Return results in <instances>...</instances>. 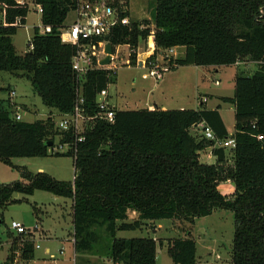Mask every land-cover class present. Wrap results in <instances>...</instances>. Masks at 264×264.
I'll list each match as a JSON object with an SVG mask.
<instances>
[{"label":"trees","instance_id":"16d2710c","mask_svg":"<svg viewBox=\"0 0 264 264\" xmlns=\"http://www.w3.org/2000/svg\"><path fill=\"white\" fill-rule=\"evenodd\" d=\"M111 1L121 17H128L129 0ZM33 4L42 10L41 26H50L51 32L41 35L34 27L28 51L18 55L11 37L25 24L28 6L0 0V72H24L42 104L58 115L72 113L81 86L84 115L90 120L78 143L73 132L57 130L51 116L31 123L15 121L0 103L1 162L44 158L51 149L50 155L73 159L75 177L63 182L44 173L22 172L24 181L0 186V211L21 201L14 195L52 193L72 203L74 264H92L78 258L83 255L100 256L105 259L102 264H155V240L117 238V232L163 219L192 225L213 210H226L234 218L230 264H264V0H155L152 28L148 21L129 20L104 38L114 48L128 45L133 65L139 44L149 35L155 45L150 60L166 49H184L172 69L255 63L251 75L235 76L233 96L221 98L234 109V147L229 150L215 147L230 137L218 110H208L202 103L197 110L115 108L112 123L95 118L96 96L107 89L115 72L92 69L79 79L72 70L76 47L62 43L59 31L66 27L67 14L76 9V0ZM101 40L91 43L94 66ZM200 124L211 129L215 140L190 134V128ZM55 141L58 146L68 144V151L53 152ZM207 148L214 164L200 161L199 152ZM226 181L233 190L230 196L218 187ZM129 212L137 215L131 222ZM34 251L31 233L16 235L3 264L15 258L29 262ZM167 255L172 264H196L195 242L169 240Z\"/></svg>","mask_w":264,"mask_h":264},{"label":"rangeland","instance_id":"374dc122","mask_svg":"<svg viewBox=\"0 0 264 264\" xmlns=\"http://www.w3.org/2000/svg\"><path fill=\"white\" fill-rule=\"evenodd\" d=\"M28 6L24 25L19 26L11 37L12 45L18 55L28 51V44L34 27H41L40 15L33 0H19ZM155 0H129L128 19L131 21H148L152 28L151 12ZM75 19L74 12H69L64 24L70 25ZM152 35L139 44L136 53L138 61L147 57L151 48ZM149 47V48H148ZM117 58L109 68L115 72L107 86L109 103L118 111H138L147 109L154 102L167 110H187L200 108L201 103L211 109L220 105L222 117L230 128L234 122V109L223 103L219 97H232L234 78L238 73L251 75L257 65L243 61L239 66H179L165 73L162 79L154 81L143 78L148 74L147 68L129 62V48L120 45L114 48ZM176 58H182L184 49H174ZM160 59V58H159ZM245 62V63H244ZM216 71L214 72V69ZM11 92L14 95L11 96ZM153 94V95H152ZM0 103L11 114L20 113L21 121L31 123L44 120L47 116L56 118L58 113L45 107L26 79L24 72H0ZM231 129V128H230ZM191 133L194 134L192 129ZM201 132V131H200ZM55 141L53 152L66 153L67 147L59 148ZM221 146L215 144V147ZM226 150H229L227 148ZM44 158H10L8 164L0 161V186L5 187L24 181L22 172L31 174L44 173L58 181L72 182L74 177L73 159L68 156L50 155ZM210 154V157L207 156ZM200 161L214 164L215 157L211 148L199 152ZM220 191L231 195L229 182L219 184ZM20 202L11 203L0 211V264L8 257L11 239L16 235L9 230L11 221L19 222L33 235L34 245L40 249L34 251V258L23 262L15 258L11 264H74L76 256L72 246V203L71 200L57 197L45 191H34L32 195H14ZM130 221L136 215L129 213ZM189 232V233H187ZM234 218L230 211L213 210L207 217L197 218L192 225L171 219L144 221L138 230L117 232L122 239L152 238L156 241L155 264H172L167 255V241L191 238L196 246V264H230ZM46 249L49 253H46ZM62 251V254H60ZM92 264H102L104 258L94 255H83Z\"/></svg>","mask_w":264,"mask_h":264},{"label":"built area","instance_id":"2783aa9c","mask_svg":"<svg viewBox=\"0 0 264 264\" xmlns=\"http://www.w3.org/2000/svg\"><path fill=\"white\" fill-rule=\"evenodd\" d=\"M76 9L73 11L75 14L74 21L65 28L59 31L60 41L64 44H70L76 47V52L71 60L72 70L78 75L79 79H83L85 74L92 69H111L108 66H100L99 61L104 58V46L106 43L104 38L108 36L114 27L127 26L129 24L128 17L120 16L117 8L112 5L111 0H76ZM122 1H120V4ZM37 13L41 15L42 10L37 9ZM51 32L50 26H41L39 28V34L44 35ZM101 38L102 40L97 43L98 50L96 52V65L94 66L92 61V46L93 40ZM128 46V45H126ZM113 48V54L110 57V66L112 62L117 58L116 51ZM129 48V46H128ZM149 48V47H148ZM174 49L170 48L158 52L153 60H150L155 52V45L152 39L151 48L148 49L149 54L144 60L140 61V67H145L148 70L147 75H143V78H151L154 81L162 79L165 73H168L176 59L174 55ZM130 51V50H129ZM131 53V52H130ZM130 55V54H129ZM160 58V59H159ZM137 64V63H136ZM11 96L14 92H11ZM76 102L72 113L58 115L55 118V126L60 132H73L77 135L76 141L82 142L84 137L82 133L90 117L84 115V101L81 95V86L77 87ZM97 108V114L95 118L112 123L115 115V108L109 103L108 91H100L95 99ZM15 121H21L20 113L13 114ZM200 129L205 138L209 140H215L214 134L210 128L204 124H200ZM224 148H233L234 142L232 139H227L224 142H217ZM63 146L67 147L66 152L69 149L68 144L58 146L60 149ZM75 177H73L74 179ZM9 230L14 232L15 235L29 233L23 227L22 224L16 221H11L9 224Z\"/></svg>","mask_w":264,"mask_h":264},{"label":"crops","instance_id":"0c3cea01","mask_svg":"<svg viewBox=\"0 0 264 264\" xmlns=\"http://www.w3.org/2000/svg\"><path fill=\"white\" fill-rule=\"evenodd\" d=\"M66 26H68V25H66ZM242 63L243 62H241V63H238V64H236V65H233V66H239V65H242ZM136 65H138L139 67H140V65H141V63H140V61H138L137 62V64ZM190 67H192V66H190ZM214 69V72L216 71V69L215 68H213ZM153 95V94H152ZM221 98H223V97H219V99L221 100ZM224 98H228V97H224ZM206 100H205V102H204V104L202 103V105L206 108V109H208V110H215V109H217L218 110V112H219V115H220V117H221V120H222V122H223V124H224V126H225V128H226V131H227V134H228V136L229 137H231L232 135H233V133H234V122H233V124L231 125V129L228 127V125H226V123H225V121H224V119H223V117H222V113H221V107H220V105H215L214 107H212L211 109H209V108H207L206 107ZM115 108V107H114ZM154 109H158V110H167L165 107H163V106H161V105H158V104H156L155 102L153 103V104H151V105H149L148 107H147V110H154ZM178 110H185V108H183V107H180ZM197 110V109H196ZM190 129H192L193 131H194V134L195 135H197V136H201L202 135V132H200L201 131V129H200V125H196V126H193L192 128H190ZM189 132L191 133V130H189ZM212 155V154H211ZM200 156V155H199ZM208 157H210V154L207 156V158ZM129 213H131V214H133V215H136L135 213H133V212H129ZM129 213H128V220L130 219V217H129ZM136 218H137V215H136ZM73 232V231H72ZM154 240V239H153ZM35 246V250L37 249H40V247L38 246V245H34ZM72 246H73V239H72ZM74 252V251H73ZM46 253H49V250L48 249H46ZM60 254H62V251H60ZM156 261V260H155Z\"/></svg>","mask_w":264,"mask_h":264},{"label":"water","instance_id":"95a60500","mask_svg":"<svg viewBox=\"0 0 264 264\" xmlns=\"http://www.w3.org/2000/svg\"><path fill=\"white\" fill-rule=\"evenodd\" d=\"M104 58H102L98 63L100 66H108L110 65V57L113 54V48L112 45L110 43H106L104 46ZM230 139L233 140V136L230 137ZM47 146L50 147L51 146V142L47 143Z\"/></svg>","mask_w":264,"mask_h":264}]
</instances>
